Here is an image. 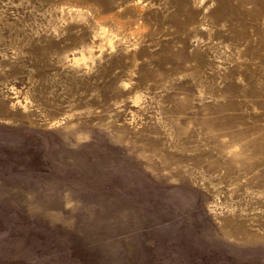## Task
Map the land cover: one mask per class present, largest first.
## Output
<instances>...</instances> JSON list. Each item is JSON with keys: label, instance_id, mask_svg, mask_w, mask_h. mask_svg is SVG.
<instances>
[{"label": "rangeland", "instance_id": "1", "mask_svg": "<svg viewBox=\"0 0 264 264\" xmlns=\"http://www.w3.org/2000/svg\"><path fill=\"white\" fill-rule=\"evenodd\" d=\"M257 1L0 0V264H264Z\"/></svg>", "mask_w": 264, "mask_h": 264}, {"label": "bare ground", "instance_id": "2", "mask_svg": "<svg viewBox=\"0 0 264 264\" xmlns=\"http://www.w3.org/2000/svg\"><path fill=\"white\" fill-rule=\"evenodd\" d=\"M262 1L264 2V0H258L257 2L261 3ZM255 97L258 98V99L256 98L257 102L259 103V106L263 108V111H264V105L261 104V102L264 103V90L256 91ZM225 108L226 110L234 109L232 104L225 106ZM221 110H222V107L217 106V108L214 109V114L205 116L204 118H202V120L205 121L204 122L205 123V133L208 135V138L213 140L214 143H217V141L223 136L228 137V139L232 142L243 141L244 139H242V137L239 138L238 136H241L242 134H244V132L247 131L248 126L238 125V120L241 118V115L234 114V115H228V116H220ZM253 129H254V132L258 133V129H259L258 126L253 127ZM252 141L253 143L259 145L260 138L256 137ZM218 146H219V149H221L220 144ZM183 194L185 196V193ZM186 198L190 202H195L198 199V196H196L195 193H191V194H186ZM225 228H226V232L235 239L246 240L249 238L248 233H246L248 236L247 235L243 236L241 232L240 233L237 232L236 226H233L232 228L228 226V228L227 227ZM220 243L222 247H225V248L230 247L229 243H225L222 241H220ZM233 248L236 250L235 246ZM245 253L247 254L253 253V251L251 249H247Z\"/></svg>", "mask_w": 264, "mask_h": 264}]
</instances>
